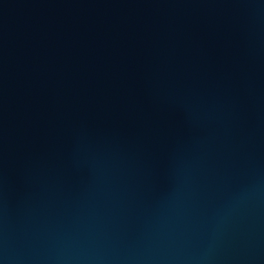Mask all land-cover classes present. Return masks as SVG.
<instances>
[{"label":"water","instance_id":"1","mask_svg":"<svg viewBox=\"0 0 264 264\" xmlns=\"http://www.w3.org/2000/svg\"><path fill=\"white\" fill-rule=\"evenodd\" d=\"M0 264H264V0H0Z\"/></svg>","mask_w":264,"mask_h":264}]
</instances>
